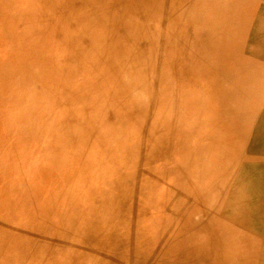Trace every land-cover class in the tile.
<instances>
[{"label": "rangeland", "instance_id": "obj_1", "mask_svg": "<svg viewBox=\"0 0 264 264\" xmlns=\"http://www.w3.org/2000/svg\"><path fill=\"white\" fill-rule=\"evenodd\" d=\"M263 152L264 0H0V237L20 236L18 264L208 247L238 182L243 217L264 208ZM204 159L228 166L191 197ZM229 240L226 264H264V226Z\"/></svg>", "mask_w": 264, "mask_h": 264}, {"label": "bare ground", "instance_id": "obj_2", "mask_svg": "<svg viewBox=\"0 0 264 264\" xmlns=\"http://www.w3.org/2000/svg\"><path fill=\"white\" fill-rule=\"evenodd\" d=\"M243 84L244 83L242 82V79H241V80L238 81L237 85H235V88L233 90V95L235 97L239 96L242 93V90H245ZM4 95H7V93H5ZM234 103L232 105V112H235V111L238 110L237 107H234ZM242 113H244V112H242ZM242 113L240 112L239 115L242 114ZM230 114H235V113H230ZM73 132L74 131H72V129H70V128H66L64 130V132H59V136L60 135H64V136L59 138L54 143L55 146L57 148H61V147H63L65 145V141L66 140L68 142H70V140L73 139ZM214 156H216L215 159L219 158V156L217 157V155H214ZM262 156H264V154ZM215 159H214V161H215ZM204 161L206 162L205 166H201L199 163L195 166L194 171H198V177L195 178L197 181L194 182L193 183V187H191V193H190L191 197L194 196L196 191L197 192L201 191L200 188H202L203 191L206 193L207 188L211 184V181H208L209 183L207 184V176H212L213 180H215L216 178H217V180H221L219 178V176H222V177L224 176V172L226 171V168L228 166V164H227L225 166L224 170H220V172L216 173L214 171V168H215L214 167V161L212 160L213 163H212V166H211V171H210L209 161L206 160V159H204ZM252 166H253L254 170H256V165L254 163L252 164ZM212 170H213V172H212ZM208 180H211V179H208ZM238 184H239L238 188L236 187V189H237L236 190V195L234 196V195L229 194V195H231L229 199L232 200V202H231V205H232L231 206V212L228 213L230 215V218H229L228 221H225V223H222V224H220V226H218L220 228L219 231H218L220 237L215 240V243H213V241L211 240V242L209 243L208 247H205V248L197 247L196 248L194 246V247H192V249H191V246H190V248L188 247V245H189L188 244L185 247H183V248H181L179 250L176 249L174 251V252L177 251L178 253H174V254H172V255H170L168 257H162V260H161V257H160V260H161L160 262L161 263H162V261H164L166 263L167 262H174V263L177 262V264H187V263H185L183 261L187 257L189 251L199 253L200 260H201L202 263H204L205 262L204 259H203V254L204 253H207V251L209 249H211V248H214L215 251H220V253H223V251L226 253V248L223 247V242H225V238L230 237V240L235 241L236 240V236H238V234H240V232L242 230L244 231V230H247L248 228L251 227L252 221H255L256 224H259V226H264V208L259 207V209H255L256 212L253 213V216H251V217H243V214H247V212H245V210L247 208H245L243 210L242 207H237L236 203L233 202L235 197L239 194V191H240L241 183L238 182ZM205 195L203 196V198L205 197ZM205 198L209 200L211 197L206 196ZM199 200H202V195L199 197ZM235 219L238 220V221H235ZM248 221H250L251 223H248ZM5 226L8 227V230L10 231V235L6 239L0 237V259L3 262L2 264H6V262H8L7 264H18L26 256L24 255V253H22V251H20V253H18L15 249H13V246L15 245L16 242L18 243V241H22V240L20 239L19 235L14 234V229L11 226H9V224H5ZM7 232L8 231H6L5 233H2L3 236H6ZM244 235H243V240L240 241V247H242V245H244V244H246L245 247L250 246V247L254 248L255 246H257L256 238L253 235L247 234L248 236L246 235V238L244 237ZM206 238H208V240L211 239L209 236H207ZM2 240L8 241L10 243V247L9 248L5 247V244H7V243H5ZM197 245H199V244H197ZM199 246H201V245H199ZM55 248H57V247H55ZM55 248H53V249L55 250ZM185 248H187V249H185ZM249 257L250 256H249L248 253L242 252L240 257H238V260H240V261L237 264H242V262L244 260L248 259ZM164 262L162 264H164ZM59 264H63V263L59 262ZM206 264H226V255L223 253V254H220V255L216 256L215 258H210V261H208Z\"/></svg>", "mask_w": 264, "mask_h": 264}]
</instances>
